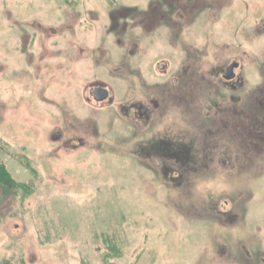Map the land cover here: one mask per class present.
Wrapping results in <instances>:
<instances>
[{"label":"rangeland","instance_id":"obj_1","mask_svg":"<svg viewBox=\"0 0 264 264\" xmlns=\"http://www.w3.org/2000/svg\"><path fill=\"white\" fill-rule=\"evenodd\" d=\"M0 264H264V0H0Z\"/></svg>","mask_w":264,"mask_h":264},{"label":"flooded vegetation","instance_id":"obj_2","mask_svg":"<svg viewBox=\"0 0 264 264\" xmlns=\"http://www.w3.org/2000/svg\"><path fill=\"white\" fill-rule=\"evenodd\" d=\"M230 66H232V68L231 69H229V67ZM238 67V62H231L228 66H227V68H226V70H225V76L226 75H228L229 77L228 78H226L228 81H233L234 79H235V76H236V74H235V72H234V68H237ZM160 68H163V66L161 65L160 66ZM97 88H103V89H106L105 87H102V86H98V87H95L93 90H92V97L94 98V90L95 89H97ZM107 90V89H106ZM107 93H108V91H107ZM107 97H108V94H107ZM106 97V98H107ZM105 98V99H106ZM104 99V100H105ZM95 100V99H94ZM103 101V100H102ZM98 102H101V101H98Z\"/></svg>","mask_w":264,"mask_h":264},{"label":"water","instance_id":"obj_3","mask_svg":"<svg viewBox=\"0 0 264 264\" xmlns=\"http://www.w3.org/2000/svg\"><path fill=\"white\" fill-rule=\"evenodd\" d=\"M232 66L229 67V69H231ZM226 77L228 78L229 76L226 75ZM94 99L96 101H102L104 100L106 97H107V90L106 89H103V88H97L94 90Z\"/></svg>","mask_w":264,"mask_h":264}]
</instances>
